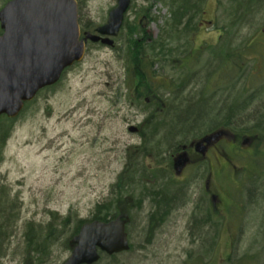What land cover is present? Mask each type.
<instances>
[{
	"label": "rangeland",
	"instance_id": "rangeland-1",
	"mask_svg": "<svg viewBox=\"0 0 264 264\" xmlns=\"http://www.w3.org/2000/svg\"><path fill=\"white\" fill-rule=\"evenodd\" d=\"M7 1L0 0V8ZM196 1L198 11L194 22L197 27L192 35L182 26H172V8L177 7L176 0H130L121 28L112 38L113 45L89 43L83 59L67 68L56 84L41 89L15 117L1 150L0 179L11 188L12 194L17 195L22 207L15 237L3 248L2 264H25V253L37 259L38 264H62L69 256L67 240L76 220H90L95 205L115 197V191L121 192L115 197L120 198V202L127 197L132 200L128 211L130 219L126 221L125 229L129 249L114 256L102 255L95 264H264V232L254 235L262 222L264 226V208L262 211L258 209L259 213L254 219L251 217L249 225H244L243 235L234 239L229 235L234 221L226 217L223 208L218 241L191 242L185 231L189 214L185 209L175 210L167 222L156 225L152 237L147 233L150 225L145 220L152 204L151 193L162 187L171 193L177 187L167 183L170 174L174 173L163 172L170 165L166 156L169 150L164 152L168 145L163 143L157 151L155 140L149 141L146 135L143 144L141 136L130 131L129 127L147 124L143 130L150 134L153 126L157 125L153 123L150 126L146 119L152 114L148 111L151 103L158 102L156 94L166 104V107L156 110L159 116L156 119L162 120L171 107V104L168 107L169 101H178L181 96L177 93L178 98L172 99L173 95L165 91V77L169 78L171 71L170 65H165L162 58L168 61L190 48L191 51H195L193 48L201 50L196 59L190 61L198 72L193 83L194 93L202 90L210 95L214 89V99H219L221 104L223 97L229 104L232 98L225 93L227 88L223 82L216 77L211 80L205 77L222 62L220 57L213 59L215 56L209 55L207 48L230 47L234 44L233 35H238V32L244 34L245 29L241 26L231 28V32L230 29H221V38H217L218 30L222 26L236 22L247 24L246 20H251L254 26L245 33L251 35L246 40L250 45L245 54L246 70L234 89L244 86L248 92L250 90L249 95H256L251 104L259 105L257 122L262 121L264 113V96L261 93L264 90V10L257 11L264 8V0L191 2L196 4ZM116 3L117 0H78L80 26L89 25L95 29L105 24L109 10ZM257 6L250 19L248 12ZM130 26H137V31L131 36L128 34ZM135 39L141 46L138 55L128 45ZM190 52L191 59L193 54ZM223 52L221 49L219 55ZM149 60L154 62L153 65L148 63ZM163 67L165 73L161 71ZM230 69L234 70L233 67ZM182 70L175 71L174 75H179ZM137 86L141 96L135 95L134 98L132 93ZM246 113L248 111L234 115L248 120ZM206 118L211 121L215 117L208 115ZM230 130L264 136V127ZM209 131L203 129L204 134ZM219 148L224 153L229 151L225 143H221ZM219 159L224 167L223 157L219 156ZM206 163H203L204 168H208ZM244 164V160L237 158L235 169L241 171ZM128 167L130 174L125 173ZM150 167L154 170L153 175L149 172ZM131 174L135 175L131 178L133 181L125 184V179ZM154 182L158 183L157 186ZM200 185L201 182H197L199 188ZM214 185L223 195L232 186L231 182L219 185L215 180ZM111 213L108 218L118 213V206ZM67 216L70 217L69 224L63 226L60 217ZM27 221L41 225L54 222L58 232L46 254L40 253L35 246L32 247L34 252L24 246L23 224ZM202 232L211 233L208 230Z\"/></svg>",
	"mask_w": 264,
	"mask_h": 264
},
{
	"label": "flooded vegetation",
	"instance_id": "flooded-vegetation-1",
	"mask_svg": "<svg viewBox=\"0 0 264 264\" xmlns=\"http://www.w3.org/2000/svg\"><path fill=\"white\" fill-rule=\"evenodd\" d=\"M227 28H230L231 31V28H236V26H222L220 30H218L217 38H221L223 36V34H220L219 31ZM85 31H89L90 33L96 32L95 29L84 26L81 28L82 36ZM262 31H264V28H262ZM191 32L193 35L194 31ZM233 39H235V35H233ZM89 43L91 42L87 40L86 49L88 48ZM97 43L100 44L101 42L98 41ZM211 48L212 47L207 48L210 52L209 55H219L220 48L215 47V50ZM228 48L231 50L230 47ZM191 49L192 48L187 51H183L178 57L171 58L170 60L164 62L165 65H170L169 70L171 71L170 77H165V91L171 93L173 97L177 93H180L181 96L186 99L194 97L195 100L199 98V100L203 101L214 97L216 94L214 89H211L210 95H208L209 92H204L202 90L201 92L194 93L193 80L198 78V72L187 73V68L189 70H195L196 66L192 65L190 61H194L197 55L200 54L201 50L193 48L195 51H191ZM189 52L190 55L193 54L191 59L189 58ZM245 59H247V57ZM230 61L231 66H233L235 57L231 58ZM178 70H182V72H180L179 75H174L175 71ZM161 71L162 73H165V67H163ZM184 72H186L185 75ZM155 75L156 74H153V76ZM234 88L235 84L229 83L227 91ZM139 92L138 87L133 89L132 95L134 98L135 95L138 97L141 96H139ZM261 93H263L264 96V90H262ZM156 96L158 97V102L151 103V111L148 110L150 113L155 111L150 114L151 116L148 122L150 126L153 123L156 124V122L161 124L159 120H156V117L159 118L158 111L156 110L160 109L161 106L166 107V104H164L159 95L156 94ZM169 103L171 102L169 101ZM168 107H170V104ZM258 110L259 105H249L246 109L248 113L245 114V117L248 120H244V118L243 120L241 118L235 120L234 118L230 122H227V126L223 127L216 124L212 129H210L212 131L208 130L209 132L205 134L202 131L200 133L196 131L193 135H190L184 141H181L176 149L169 154L170 156H168V162L170 165H168L166 170L164 169L163 172L174 173L173 175L170 174V179L167 183H170L174 188H177L169 193L164 190L168 188L162 187L161 190L154 191L153 194L151 193L152 204L149 212L154 209L153 200L155 198L166 199L170 205L164 220H161L160 216L157 217L160 219L159 222L161 221L160 224L167 222L175 210H189L185 224V231L187 232L188 238L191 242L198 240L201 242H204L203 240L218 241L222 225L220 221V213L223 208L226 217L234 221V224L229 232L230 237L234 239V237L243 235L245 231L244 225H249L251 217L254 219V217H256L255 215L259 213L258 209H261L262 211V208H264V136L260 135V137L257 133L246 131L231 132L232 130L230 129L236 127H244L248 129L251 127H264L263 115L261 116L262 121L257 122L256 120V113ZM146 125L147 124H138V126H136V128L134 127L132 131L141 136V133L144 132L143 129ZM156 127L153 126V128ZM226 129H228V131H226ZM140 139L142 140V137H140ZM221 143L228 145L229 151L227 153L221 152L219 148ZM219 156L223 157L225 161L224 167H222L220 163ZM235 158H239L245 162L241 171H237L235 169L237 167ZM205 161L207 162L206 164L208 168H204L203 163ZM215 161L217 164H215ZM130 171V167H128L125 173H129ZM149 172L153 175L154 170L150 167ZM184 173H186V175H184ZM214 180L215 183L219 185L225 182H231L232 186L228 188L227 192L223 195L217 190L214 185ZM197 182H201L200 188L197 186ZM155 184L157 186L158 183ZM131 202L132 200L130 197H127L125 198V201L120 202L118 205V213L113 218H116L119 214H123L126 215L123 217L126 221L130 219L128 211L129 207L131 208ZM108 219L112 218L109 217ZM256 223L258 224V222ZM156 225L157 223L155 222L152 230L149 231L150 226L147 229V232H150V237H152ZM204 230L211 231V233L205 234V232H202ZM255 231L257 232H255L254 235L263 234V222Z\"/></svg>",
	"mask_w": 264,
	"mask_h": 264
},
{
	"label": "water",
	"instance_id": "water-1",
	"mask_svg": "<svg viewBox=\"0 0 264 264\" xmlns=\"http://www.w3.org/2000/svg\"><path fill=\"white\" fill-rule=\"evenodd\" d=\"M129 3L117 0L107 22L81 37L77 0H8L0 8V116L16 117L39 90L55 84L83 59L88 39L112 46ZM125 216L83 223L70 237L62 264H93L100 253L127 250Z\"/></svg>",
	"mask_w": 264,
	"mask_h": 264
},
{
	"label": "trees",
	"instance_id": "trees-1",
	"mask_svg": "<svg viewBox=\"0 0 264 264\" xmlns=\"http://www.w3.org/2000/svg\"><path fill=\"white\" fill-rule=\"evenodd\" d=\"M192 0H176V6L173 7V16H172V26L174 28H178V26H182L185 30L195 31L197 24L194 22V18L196 17L197 11H198V2L195 3L191 2ZM182 2V3H181ZM195 4V5H194ZM175 5V4H174ZM258 6L256 8H253L252 11L248 12V17H251L254 15L253 13L257 10ZM264 8H259L257 11L262 12ZM247 17V16H246ZM245 17V19H246ZM247 23L245 24H238L236 22V27L241 26V28L244 30L245 33L248 31V33L251 31L254 24H252L251 20H246ZM86 27H90L89 25ZM230 28H227L225 30H228ZM129 35L131 36L133 33L137 31V26L135 27H129L128 28ZM231 32V31H230ZM239 34L235 35L234 44L230 46L231 50H229L228 47L220 48L224 49V52L222 55H217L215 57H212L213 59L221 58L222 62L218 66L217 69H214L213 72L207 73L205 77H207V80H211L210 78L216 77L217 80H220L223 82V86H225L228 89L229 83L238 84L240 83V80L242 78V75L244 74L246 70V56L245 54L249 51L250 45L249 43H246V40L250 38L251 35L246 34ZM245 40V43L243 42ZM138 41L130 40L129 42V48L130 50L135 51V55H138V51L140 50V45H138ZM154 44L153 46H155ZM211 49L215 50V47H212ZM220 53V52H219ZM235 55V56H234ZM138 57V56H137ZM235 57V62L233 66L230 64V59ZM163 61L165 58H162ZM149 64L153 65L154 62L148 61ZM234 68V70H231L230 68ZM232 71V73L227 72ZM234 71V72H233ZM197 72L193 70H189L187 68V73ZM222 72V73H219ZM149 81V80H148ZM141 81L140 83H142ZM193 82H196L193 80ZM188 84V83H187ZM236 84V85H237ZM186 85V83H185ZM218 85V84H217ZM139 88V86H137ZM183 88V86H182ZM205 88V87H204ZM233 88V87H232ZM238 90V91H237ZM230 89L225 93H228V95L232 98L231 102L228 104L227 100L222 97V103H219V99L215 100V97H211L209 99H206L205 101L199 100L197 98L195 100L194 97L185 98L180 96L179 100L177 101L176 98H178L177 94L172 97L173 100L171 104V107L169 111L167 112V116L162 119H156L159 120L161 124H158L156 122L157 127L153 130L151 129L150 134H146L144 132L141 133V137L143 140V144L145 143V140L147 136L149 137V141H154V148L158 151V147L162 146L164 143L167 144L168 147L164 150L167 151L166 156H170L173 149H176V147L180 144L181 141H184L187 137L190 135H193L196 131L200 133L203 132V129H212L213 126L216 124H219L220 126H227V122H230L232 119L235 118L237 120L238 114L242 112H246V109L251 104V101L254 100L256 95H249L248 89L244 86H242L241 89ZM246 91V92H245ZM257 91V90H256ZM201 92V90H200ZM245 92V93H244ZM249 95L244 96V95ZM242 95V96H241ZM240 98V99H238ZM31 101L25 103V107H27L30 104ZM220 106V108H218ZM204 110V111H203ZM217 110V111H216ZM155 112V111H153ZM152 112V113H153ZM206 115H204V113ZM228 112H231L230 114ZM157 113V112H156ZM237 114V115H234ZM208 115H212V117H215L213 120H209L206 117ZM264 117V113L262 114ZM151 116V115H150ZM150 116L146 119L148 122L150 120ZM15 118H8L5 115L0 116V155L1 150L4 147L5 141L7 140L10 130L12 128V124L14 122ZM206 120V121H205ZM209 120V121H208ZM163 122V123H162ZM207 122V123H205ZM205 124V127H204ZM203 125V126H202ZM204 127V128H203ZM147 135V136H146ZM157 137H156V136ZM174 151V150H173ZM172 151V152H173ZM128 169V168H127ZM127 174H130L127 173ZM126 174H124L125 176ZM133 175V174H131ZM128 176L125 179V184L132 182L133 176ZM11 188L4 182V180L0 179V264H2L4 255L2 254L3 248H6L7 243L10 242L11 239L15 237L16 229L18 222L20 220V211H21V202L19 201V198L17 195H14L11 193ZM153 194V193H152ZM151 194V195H152ZM121 195L120 191H115V197ZM108 198L103 202H100L95 205V208L93 210V215L90 220L85 219H78L76 220L75 227L72 231V234L70 237L75 234L79 227L85 223L92 220H99V221H106L108 219V215L112 214L111 211L114 210L118 206V202H120V198ZM154 199V198H153ZM154 209L153 211L149 212L148 219L145 221L149 223L150 228L155 225V222L160 224L159 220H164L165 215L167 214V211L170 208V205L168 204L166 199L163 198H155L153 200ZM162 215V216H161ZM160 216L161 218L158 219L157 217ZM157 218V219H156ZM70 221V217L67 216L66 218L60 217V222L63 224V226L68 225ZM58 232V230L54 226V222L50 221L46 223L45 225H41L32 221H27L23 224V243L25 247L31 248V252H34L32 250V247H37L40 250V253L43 252L44 254L47 253V249L51 248V242L55 240V233ZM148 235H150V232ZM67 240V246H68ZM37 251V250H36ZM35 251V252H36ZM114 256V255H111ZM25 264H38L37 259H34L30 254L25 253Z\"/></svg>",
	"mask_w": 264,
	"mask_h": 264
}]
</instances>
